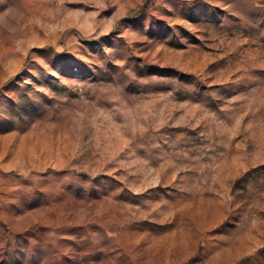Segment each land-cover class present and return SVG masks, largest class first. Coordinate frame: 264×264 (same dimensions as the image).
I'll return each instance as SVG.
<instances>
[{
	"label": "rangeland",
	"instance_id": "rangeland-1",
	"mask_svg": "<svg viewBox=\"0 0 264 264\" xmlns=\"http://www.w3.org/2000/svg\"><path fill=\"white\" fill-rule=\"evenodd\" d=\"M0 264H264V0H0Z\"/></svg>",
	"mask_w": 264,
	"mask_h": 264
}]
</instances>
